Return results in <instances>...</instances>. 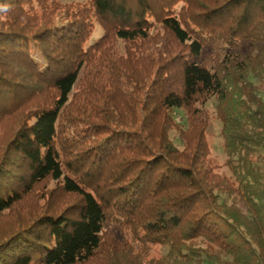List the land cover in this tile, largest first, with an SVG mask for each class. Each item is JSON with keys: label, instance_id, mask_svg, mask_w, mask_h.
Here are the masks:
<instances>
[{"label": "trees", "instance_id": "1", "mask_svg": "<svg viewBox=\"0 0 264 264\" xmlns=\"http://www.w3.org/2000/svg\"><path fill=\"white\" fill-rule=\"evenodd\" d=\"M0 8V264H264V0Z\"/></svg>", "mask_w": 264, "mask_h": 264}, {"label": "rangeland", "instance_id": "2", "mask_svg": "<svg viewBox=\"0 0 264 264\" xmlns=\"http://www.w3.org/2000/svg\"><path fill=\"white\" fill-rule=\"evenodd\" d=\"M71 1H84V0H64V2H71ZM101 34V29L98 27V25H95V30L93 33L92 39L97 38ZM243 50L251 51V47L248 44H244L242 46ZM213 53V48L210 46H206L202 53L200 58L203 59L207 55ZM215 101L214 99H210L205 105L204 109L206 110L208 114V127H207V140L211 149V156L218 162L223 163L225 160V155L222 151V138L220 135L221 125L220 122L215 117ZM179 113V111H177ZM171 136L175 138V133L171 132ZM110 232L117 237L124 238L128 237L127 233L123 230H121L118 225L111 224L109 225Z\"/></svg>", "mask_w": 264, "mask_h": 264}, {"label": "clouds", "instance_id": "3", "mask_svg": "<svg viewBox=\"0 0 264 264\" xmlns=\"http://www.w3.org/2000/svg\"><path fill=\"white\" fill-rule=\"evenodd\" d=\"M4 9L3 8H0V11H3Z\"/></svg>", "mask_w": 264, "mask_h": 264}]
</instances>
